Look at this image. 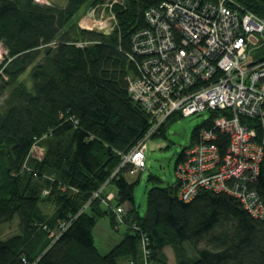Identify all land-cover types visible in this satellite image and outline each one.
<instances>
[{
  "label": "trees",
  "instance_id": "16d2710c",
  "mask_svg": "<svg viewBox=\"0 0 264 264\" xmlns=\"http://www.w3.org/2000/svg\"><path fill=\"white\" fill-rule=\"evenodd\" d=\"M105 1L68 0L57 7L0 0V42L7 49L0 65V224L19 219L18 233L0 237V264H145L141 234L133 228L126 227L107 254L95 244L93 230L101 218L117 226L113 213L93 199L109 180L116 203L128 205L126 223H136L149 237L148 264H264V219L251 216L234 196L203 190L184 202L176 178L148 191L141 215L134 197L139 180L127 179L129 168L113 176L122 154L150 128L149 115L129 93V79L139 73L132 36L146 26V12L164 0L115 5L119 25L111 34L82 29L86 10ZM235 1L264 19V0ZM178 114L153 137L164 135ZM219 115L211 112L194 129L189 148ZM218 134L216 143L226 154L229 139ZM262 135L259 129L260 140ZM35 144L45 149L42 159L30 157ZM253 188L264 202V158ZM62 222L70 226L56 238Z\"/></svg>",
  "mask_w": 264,
  "mask_h": 264
},
{
  "label": "built area",
  "instance_id": "2783aa9c",
  "mask_svg": "<svg viewBox=\"0 0 264 264\" xmlns=\"http://www.w3.org/2000/svg\"><path fill=\"white\" fill-rule=\"evenodd\" d=\"M123 1L106 0L89 7L79 26L111 34L119 25L114 7ZM145 20L146 26L132 36L131 58L139 73L129 79V93L149 115L150 128L130 152L122 154L113 176L120 169L129 168L131 174L146 169L147 143L174 113L187 117L219 111L213 127L201 132L176 167L179 199L190 202L203 190L226 193L239 199L251 216L264 219V202L253 188L264 158V60L248 57L249 48L264 38V19L235 0H164L146 12ZM255 118L261 120L258 127L251 125ZM218 133L229 139L226 154L216 143ZM37 150L41 155H35ZM44 154L45 149L35 144L30 157L42 159ZM109 186L110 180L93 199H100L113 213L119 228L141 234L148 264L149 237L136 223H126V206L116 203V191ZM69 226L62 222L53 235L58 238Z\"/></svg>",
  "mask_w": 264,
  "mask_h": 264
},
{
  "label": "rangeland",
  "instance_id": "374dc122",
  "mask_svg": "<svg viewBox=\"0 0 264 264\" xmlns=\"http://www.w3.org/2000/svg\"><path fill=\"white\" fill-rule=\"evenodd\" d=\"M68 0H44L57 7H64ZM7 49L0 42V65L5 60ZM41 56L40 59H42ZM248 57L252 61L264 58V38L259 46H251L248 50ZM32 67L29 68L25 77L28 76ZM3 99H1V102ZM211 112L194 114L183 117L179 114L172 117L165 127L164 135H157L147 143L146 169L136 174H131L128 170L127 179L131 182L139 180L135 188V203L141 215L147 211L148 191L155 185L167 186L176 182V166L179 155L192 143L194 129L210 118ZM262 118V117H261ZM35 155H41L37 150ZM154 176L159 181H149V177ZM128 210V205H126ZM51 208L45 211L51 212ZM218 228L216 231H219ZM126 227H116L112 224L110 217L101 218L93 230L95 244L102 254H107L113 245H117L124 238ZM19 232V219L15 218L11 222L0 224V237L6 238ZM166 252L171 262H175V254L172 247H167ZM190 254L195 252L190 250Z\"/></svg>",
  "mask_w": 264,
  "mask_h": 264
},
{
  "label": "crops",
  "instance_id": "0c3cea01",
  "mask_svg": "<svg viewBox=\"0 0 264 264\" xmlns=\"http://www.w3.org/2000/svg\"><path fill=\"white\" fill-rule=\"evenodd\" d=\"M112 189H113V187L110 185V186L108 187V190H112ZM114 246H115V245H113V247H114ZM113 247H112V248H113ZM112 248H111V249H112ZM111 249H110V250H111Z\"/></svg>",
  "mask_w": 264,
  "mask_h": 264
}]
</instances>
